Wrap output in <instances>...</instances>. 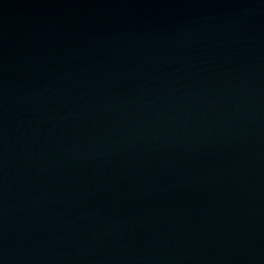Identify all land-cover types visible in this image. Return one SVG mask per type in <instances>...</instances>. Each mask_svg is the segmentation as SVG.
<instances>
[{
  "label": "water",
  "instance_id": "95a60500",
  "mask_svg": "<svg viewBox=\"0 0 264 264\" xmlns=\"http://www.w3.org/2000/svg\"><path fill=\"white\" fill-rule=\"evenodd\" d=\"M0 264H264V0H0Z\"/></svg>",
  "mask_w": 264,
  "mask_h": 264
}]
</instances>
